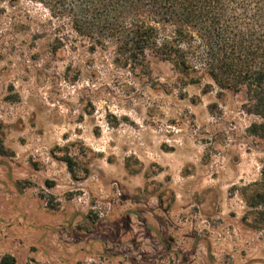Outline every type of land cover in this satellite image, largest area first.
<instances>
[{
	"label": "rangeland",
	"instance_id": "1",
	"mask_svg": "<svg viewBox=\"0 0 264 264\" xmlns=\"http://www.w3.org/2000/svg\"><path fill=\"white\" fill-rule=\"evenodd\" d=\"M0 0V264H264L246 94L148 74Z\"/></svg>",
	"mask_w": 264,
	"mask_h": 264
},
{
	"label": "trees",
	"instance_id": "2",
	"mask_svg": "<svg viewBox=\"0 0 264 264\" xmlns=\"http://www.w3.org/2000/svg\"><path fill=\"white\" fill-rule=\"evenodd\" d=\"M32 1L48 12L53 51L87 38L92 51L110 50L116 65L147 75L149 52L189 83L243 90V107L256 117L247 131L264 139V0ZM13 261L4 256L1 263Z\"/></svg>",
	"mask_w": 264,
	"mask_h": 264
}]
</instances>
